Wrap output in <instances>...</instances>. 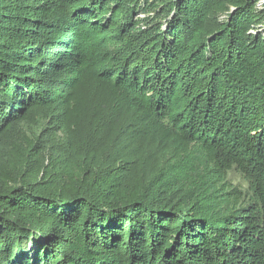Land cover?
Here are the masks:
<instances>
[{
	"label": "trees",
	"instance_id": "obj_1",
	"mask_svg": "<svg viewBox=\"0 0 264 264\" xmlns=\"http://www.w3.org/2000/svg\"><path fill=\"white\" fill-rule=\"evenodd\" d=\"M259 1L0 0V264H264Z\"/></svg>",
	"mask_w": 264,
	"mask_h": 264
},
{
	"label": "rangeland",
	"instance_id": "obj_2",
	"mask_svg": "<svg viewBox=\"0 0 264 264\" xmlns=\"http://www.w3.org/2000/svg\"><path fill=\"white\" fill-rule=\"evenodd\" d=\"M262 2H264V0H260L256 6H260L262 4ZM148 13H138V15L136 17L138 18H143L147 15ZM150 15V14H149ZM22 133H24V135H26L24 128H21ZM27 131V130H26ZM28 133V132H27ZM226 179L228 182H230L232 184V186H236L239 189L242 190H246L247 188V182L243 179V177L236 172L235 170H230L228 171V173L226 174Z\"/></svg>",
	"mask_w": 264,
	"mask_h": 264
}]
</instances>
